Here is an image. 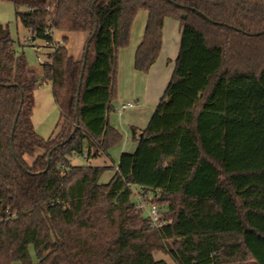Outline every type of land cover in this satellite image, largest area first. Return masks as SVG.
Here are the masks:
<instances>
[{
    "label": "trees",
    "instance_id": "obj_1",
    "mask_svg": "<svg viewBox=\"0 0 264 264\" xmlns=\"http://www.w3.org/2000/svg\"><path fill=\"white\" fill-rule=\"evenodd\" d=\"M8 1L31 42L48 24L64 44L72 32L86 42L96 32L76 115L83 56L62 46L39 79L0 24V264H167L158 252L172 264H264V0ZM138 11L147 19L135 71L157 61L166 18L178 22L180 45L147 126L130 129L135 150L100 184L106 167L71 161L108 158L122 141L108 117ZM45 82L59 119L43 139L31 116ZM132 187L164 225L150 226Z\"/></svg>",
    "mask_w": 264,
    "mask_h": 264
},
{
    "label": "rangeland",
    "instance_id": "obj_2",
    "mask_svg": "<svg viewBox=\"0 0 264 264\" xmlns=\"http://www.w3.org/2000/svg\"><path fill=\"white\" fill-rule=\"evenodd\" d=\"M21 10V9H20ZM135 20L132 23L131 26V38L129 42V46L125 49V51L128 53V55L133 56L137 44L139 43L140 39L143 36L144 32V26L147 19V13L144 11H138L136 13ZM0 24L3 26L8 27V31L11 35V39L13 41V49L16 51L17 54L24 56L27 64L29 67L35 72L36 76L40 79L42 76V65L47 61V59H43L41 64H38L36 61L37 53L35 46H39V41L31 42L30 41V33L28 30L23 28L19 21L15 17V7L12 4V2H9L8 0H0ZM163 36H162V51L157 61L152 65V68L150 69L148 74H143L138 71L134 70L133 64L131 63V59L129 62L128 69L124 66V71L126 79H130V82H134L136 84V87L138 88V91L143 92L144 98L142 101L139 102V105L142 108H145V115L146 119L143 120V128L147 126V122L149 121L151 115L154 111V106L158 102L161 96L164 94V88L167 85L170 74L173 68V61L176 57L179 49V40H180V28H178V22L166 18L163 24ZM58 32V31H57ZM63 35L62 33L58 32V36ZM67 42L64 44V47L67 48L68 53L74 57L77 60H80L83 56L84 51V45L87 40V35L83 33H76L72 32L71 34H67ZM44 50H42V53ZM41 53V54H42ZM170 59V60H168ZM172 60V63H171ZM49 83V82H45ZM48 86V85H45ZM161 91V94L157 99H154V93ZM59 119V113H56L54 117L51 119V125H48V129L52 131L51 129H54L55 123L58 122ZM51 132H43L41 136L43 138H46ZM121 134V133H120ZM123 138V135L121 134V140ZM135 150V149H134ZM133 152V151H132ZM71 164L73 166L80 165V166H100V167H106L105 171L102 173L99 183L100 184H107L108 181L111 179V177L114 175V171L112 168V162L111 159H103V158H93L92 160H87L83 157V155H76L71 161ZM133 190V197L132 200H134V194L136 193V188L132 187ZM160 210L165 211V206L159 205ZM163 214L161 213V216ZM253 215L247 217V221L250 223L252 221L251 217ZM29 253L31 255V261L36 262V256L35 252H33V249L30 248ZM154 259L156 261L158 260H164L167 264H172L167 256L164 254L158 252L153 255ZM13 264H21L20 262H14Z\"/></svg>",
    "mask_w": 264,
    "mask_h": 264
},
{
    "label": "crops",
    "instance_id": "obj_3",
    "mask_svg": "<svg viewBox=\"0 0 264 264\" xmlns=\"http://www.w3.org/2000/svg\"><path fill=\"white\" fill-rule=\"evenodd\" d=\"M1 26L4 27L3 25ZM130 38H131V34H130ZM129 42H130V39H129ZM125 49H120L118 53V58H117L118 67H117V73H116L117 98L114 102H112V108L114 109V112H112L108 117L109 124H111L112 127L117 129L119 133L123 135V138H122V141L118 145L114 146L108 151L109 157L103 158L107 160L111 159L113 171H114V167L116 166L121 154L123 152L131 153L136 148V143L131 139L130 129L132 127L136 129H144L141 126H143V120L146 119L145 108H142L139 105V102L142 101V99L145 97L143 92L138 91L136 84L132 81L130 82V79H126L124 71L122 72V70H124L123 68L124 66L128 69L130 59H131V63H134L133 57H134L135 52L131 58V56L128 55ZM171 63H172V60H171ZM45 85H48V86H45ZM154 94H156L153 96L154 99L156 100L157 97H159V95L161 94V91H160V94L158 91ZM33 95H34V106L32 109L33 112L31 116L32 126L34 127L36 133L42 138L43 136L41 135H43L42 134L43 132H51L46 137L48 138L53 134L57 123H55L54 129H51L52 131L48 129V125H51V123H53L51 122V119L54 117L56 113H59V110H57V107L54 103L53 95L51 94V84L43 83L33 92ZM124 103H134L135 106L133 108L123 110L122 112L119 113L117 110ZM258 221L259 223L264 224V218H260L258 219ZM260 229L264 231L263 228L260 227Z\"/></svg>",
    "mask_w": 264,
    "mask_h": 264
},
{
    "label": "built area",
    "instance_id": "obj_4",
    "mask_svg": "<svg viewBox=\"0 0 264 264\" xmlns=\"http://www.w3.org/2000/svg\"><path fill=\"white\" fill-rule=\"evenodd\" d=\"M42 32L43 35L38 40L40 44L39 46H35L37 53L36 61L38 64H41L44 58L47 59L48 55L53 54L59 48L64 46L63 38L58 36V32L55 30V28L51 27L49 24L44 27ZM42 50H44L43 53ZM134 106V103H124L117 111L120 113L123 110L133 108ZM133 202H135L136 209L139 210L142 215L149 220L151 227L157 228L165 224L160 220V211L158 207L147 201V195L145 193L136 191Z\"/></svg>",
    "mask_w": 264,
    "mask_h": 264
},
{
    "label": "water",
    "instance_id": "obj_5",
    "mask_svg": "<svg viewBox=\"0 0 264 264\" xmlns=\"http://www.w3.org/2000/svg\"><path fill=\"white\" fill-rule=\"evenodd\" d=\"M182 18H185V16L183 15L182 16ZM204 18L206 19V20H208L205 16H204ZM95 30H94V32L92 33V35L90 36V38L88 39V42H89V40L94 36V34H95ZM88 42H86V44L84 45V52H83V60H82V62H83V67H82V70H81V73H80V76H79V78H80V81H79V83H78V86H77V89H76V94H77V98H76V101H75V105H74V110H75V114L77 115V105H78V100H79V92H80V86H81V83H82V73H83V69H84V67H85V59H86V55H87V52H88ZM18 114H19V112H18ZM18 114L16 115V117H15V119H14V121H13V124H12V127H13V129L12 130H14V125H15V123H16V120H17V117H18ZM75 125H76V127H78V120L76 119V121H75ZM12 134H13V131H12ZM11 134V135H12ZM49 155H47V160L49 161Z\"/></svg>",
    "mask_w": 264,
    "mask_h": 264
}]
</instances>
